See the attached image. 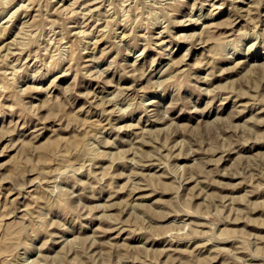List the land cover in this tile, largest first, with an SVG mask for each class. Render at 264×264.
Listing matches in <instances>:
<instances>
[{
  "label": "rangeland",
  "instance_id": "rangeland-1",
  "mask_svg": "<svg viewBox=\"0 0 264 264\" xmlns=\"http://www.w3.org/2000/svg\"><path fill=\"white\" fill-rule=\"evenodd\" d=\"M0 264H264V0H0Z\"/></svg>",
  "mask_w": 264,
  "mask_h": 264
}]
</instances>
